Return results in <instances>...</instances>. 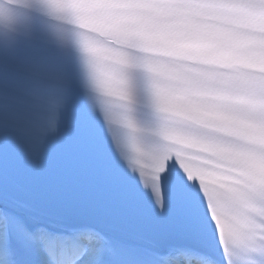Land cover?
<instances>
[{
    "label": "snow or ice",
    "instance_id": "obj_1",
    "mask_svg": "<svg viewBox=\"0 0 264 264\" xmlns=\"http://www.w3.org/2000/svg\"><path fill=\"white\" fill-rule=\"evenodd\" d=\"M109 46V124L0 113V264H264V0H71ZM155 126L132 117L130 72ZM150 136L151 138H148ZM15 147L38 172L8 165ZM10 209L23 210L14 215Z\"/></svg>",
    "mask_w": 264,
    "mask_h": 264
},
{
    "label": "clouds",
    "instance_id": "obj_2",
    "mask_svg": "<svg viewBox=\"0 0 264 264\" xmlns=\"http://www.w3.org/2000/svg\"><path fill=\"white\" fill-rule=\"evenodd\" d=\"M16 0H0V27L9 19V5ZM54 21L70 29L71 43L78 52L84 74L85 86L93 94L92 107L102 111L106 120L112 118L111 109L117 107L110 98L111 64L105 57L109 46L107 38H101L90 25L74 18L71 14V0H30Z\"/></svg>",
    "mask_w": 264,
    "mask_h": 264
}]
</instances>
